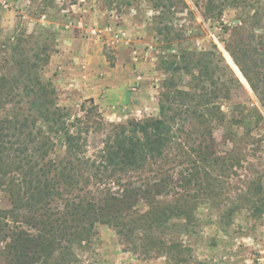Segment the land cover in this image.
I'll use <instances>...</instances> for the list:
<instances>
[{
	"label": "rangeland",
	"instance_id": "obj_1",
	"mask_svg": "<svg viewBox=\"0 0 264 264\" xmlns=\"http://www.w3.org/2000/svg\"><path fill=\"white\" fill-rule=\"evenodd\" d=\"M250 1L223 6L219 15V0L210 11L207 0H0V72L7 71L6 61L22 57V49L31 60L39 53L41 78L52 82L57 102L73 115H81L82 104L88 107L92 99L109 122L157 117L165 81L172 77L189 88V76L164 68L184 50H211L218 79L231 90V99L221 100L227 121L200 142L223 162L195 173V138L184 153L173 149L167 161L120 178L145 187L169 175L168 190L157 198L186 202L190 214L173 217L166 234L175 246L171 255L147 252L140 239L97 223L92 238L73 244L74 264H264V107L225 47L233 41L226 29L246 19L244 41L264 69V0ZM165 25L171 32L162 35L158 30ZM102 137L92 135L91 153ZM89 189L96 197L121 191L114 183ZM135 209L148 206L140 201ZM0 264H6L2 256Z\"/></svg>",
	"mask_w": 264,
	"mask_h": 264
},
{
	"label": "trees",
	"instance_id": "obj_2",
	"mask_svg": "<svg viewBox=\"0 0 264 264\" xmlns=\"http://www.w3.org/2000/svg\"><path fill=\"white\" fill-rule=\"evenodd\" d=\"M216 1L207 0L209 11ZM248 4L250 0H219L216 7L220 15L223 6ZM246 23L241 20L226 29L233 41H224L225 47L264 107V69L244 41ZM158 31L171 32L168 25ZM21 55L6 61L7 71L0 72V256L6 264H74L73 244L92 238L97 223L113 227L120 236L140 239L150 247L147 252L171 255L175 246L166 234L173 217L188 219L190 214L185 215L186 202L178 200L175 205L157 198L168 190L169 175L161 174L145 187L134 182L125 185L120 178L167 161L173 149L184 153L195 138L199 140L194 149L195 173L209 172V166L225 160L200 143L227 121L221 100L231 99L229 86L218 79L213 52L184 50L165 61L166 70L190 77L189 88L171 77L164 82L157 117L123 123L106 121L92 99L88 107L82 104L81 115H73L57 102L52 82L41 78L42 66L37 62L41 55L35 52L36 60H31L23 49ZM43 62L47 64L49 57ZM233 120L238 122L235 116ZM95 134H103L102 145L91 153ZM112 183L121 191L96 197L89 189ZM140 201L148 210L136 211Z\"/></svg>",
	"mask_w": 264,
	"mask_h": 264
}]
</instances>
